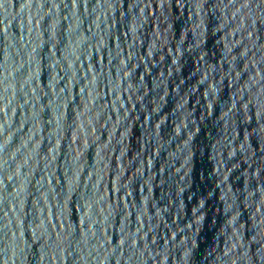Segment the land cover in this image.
I'll return each instance as SVG.
<instances>
[{
	"label": "water",
	"instance_id": "1",
	"mask_svg": "<svg viewBox=\"0 0 264 264\" xmlns=\"http://www.w3.org/2000/svg\"><path fill=\"white\" fill-rule=\"evenodd\" d=\"M0 264H264V0H0Z\"/></svg>",
	"mask_w": 264,
	"mask_h": 264
}]
</instances>
